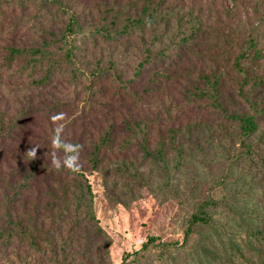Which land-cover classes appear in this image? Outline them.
Masks as SVG:
<instances>
[{"label": "rangeland", "instance_id": "obj_1", "mask_svg": "<svg viewBox=\"0 0 264 264\" xmlns=\"http://www.w3.org/2000/svg\"><path fill=\"white\" fill-rule=\"evenodd\" d=\"M134 1L0 0L5 29L0 40V264H85L90 254L99 256L93 264H120L124 252L140 248L151 235L182 240L184 213L176 200H164L148 186L141 187L130 201L120 191L122 184L118 181L129 176L128 168L141 164L140 171L145 174L152 168L144 153L130 141L136 135L141 137L145 129L154 140L153 119L165 111L166 134L171 126L183 128L185 120L212 129L219 118L211 103L214 84L230 111L239 108L241 75L234 69L233 60L252 35L258 40L262 58L254 65L245 60L243 65L254 73H264V0H164L166 9L161 12L166 15L167 53L176 51L180 39L191 33L192 24L205 28V36L182 57L166 62L170 70L166 84L162 77L154 91L146 86L150 71L136 81V70L146 55L139 38L122 36L105 43L98 39L92 45L84 35L89 28L96 33L101 29L120 30L127 17L137 16L145 0H137L129 9L128 3ZM106 8L113 10L106 13ZM116 8L119 14L112 22ZM90 19L94 26H90ZM51 27L55 33L66 29L65 40L73 48L78 81L73 83L68 74L62 73L41 88L35 82L43 70L31 72L21 66L20 59L8 61L6 47L40 45L43 38H49L47 30ZM150 40L146 30L143 42ZM110 61L123 70L124 86L130 82L133 93L144 88L142 99L122 95L111 77L91 73L108 66ZM258 90L256 96L263 98L264 87ZM55 103L60 107L55 108ZM125 120L136 128L135 133L118 131L127 127ZM112 124L118 132L109 135L113 140L111 149L99 154L101 161L97 164L96 147ZM56 137L69 147L54 150L52 140ZM35 146H39L36 158L29 159L27 151ZM52 156L62 164L64 159L78 157V172L92 192L81 206L89 210L91 205L94 222L108 235L97 240L98 246L96 242L93 248L85 246L83 236L76 246L72 236L73 209L64 213L65 217L57 215L53 208L55 200L48 189L60 194L61 188L71 187L74 177L67 167L56 169ZM169 156L173 164L174 157ZM223 164L212 160L211 174H219ZM105 173L109 181L118 182L113 200L107 196L110 183ZM30 175L34 178L29 181ZM86 211L81 210L85 220ZM91 223L92 220L86 225Z\"/></svg>", "mask_w": 264, "mask_h": 264}, {"label": "trees", "instance_id": "obj_2", "mask_svg": "<svg viewBox=\"0 0 264 264\" xmlns=\"http://www.w3.org/2000/svg\"><path fill=\"white\" fill-rule=\"evenodd\" d=\"M136 2L137 0L129 2V9L135 7ZM162 9H166L164 0H159L158 3L145 0L137 16L127 17L120 30L101 29L96 33L93 28H89L84 34L92 45L98 39L105 43L118 41L122 36L139 38L146 55L136 70V81L150 71L146 86H151L153 91L161 83L162 77L164 85L166 84V75L170 72L166 68V62L182 57L185 50L195 47L205 36V28L192 24L191 33L180 39L176 51L173 54L167 53L166 15L162 14ZM105 10L106 13H111L113 9ZM113 12L112 22L119 14L117 8ZM89 24L94 26L91 19ZM62 25L60 24V28ZM159 27L162 28L160 33ZM65 30L59 29L55 33L51 27L47 30L49 38H43L40 45L27 48L7 46L8 61L20 59L21 66L31 72L35 69L43 70V74L35 82L40 83L41 88L47 85L44 82L50 83L53 77L62 73L68 74L70 81L76 83L78 69L73 62V48L65 40ZM146 30L149 32L150 42H143ZM3 31L5 29L0 8V40ZM259 58H262L261 48L258 47V40L251 35L233 60L234 69L241 75L237 90L239 108L230 111L221 98L217 84H214L211 103L217 109L219 118L212 129L203 128L199 122L193 126L190 120H185L183 128L171 126L166 134L165 111L163 115L159 113L153 119V125L156 126L154 140L151 138L152 133L145 129L141 137L136 135L130 141L144 153L152 168L148 174L140 171L141 164L128 168L126 174L129 176L118 181L122 184L120 191L130 201L138 195L141 187L148 186L164 200H176L180 211L184 213L183 237L178 242L151 235L142 242L140 248L124 252L120 264H264V97L256 96L258 88L264 87V73H254L248 66L250 63L254 65ZM245 60H248L247 66L243 65ZM122 71L110 61L108 66L98 67L91 73L96 77H111L122 95L142 99L144 88L133 93L130 82L127 81L124 86ZM135 82H131V85ZM60 105L55 103L53 106L56 108ZM126 123L125 120L124 124ZM126 125L127 127L122 126L118 131L136 132L133 125ZM118 131L115 124H112L110 131L100 140L94 154L97 164L101 161L99 154L111 149L113 140L109 135ZM169 154L174 157L173 164ZM216 159L222 161L224 167L214 176L210 168L212 160ZM199 168L203 169L202 173L197 172L200 171ZM70 171L74 177L71 187L61 188L60 194L50 188L48 194L54 197L53 208L57 215L66 217L67 212L73 209L71 217L75 223L72 228L75 229L72 234L74 244L77 246L83 236L85 246L93 248L95 242L99 245L97 240L100 237L108 238V235L94 222L96 220L91 205L89 210L88 206H81L85 196L92 194L90 186L86 182L84 184L78 170ZM182 171L186 175H180ZM32 178L34 176L30 175L28 180ZM104 178L110 183L107 196L113 200L119 190V186L115 185L118 182L114 179L109 181L108 173H105ZM82 209H87L86 220L81 218ZM91 220L93 224L89 227L86 224ZM28 240L34 243L32 239ZM98 257L90 254L89 261L85 264H93Z\"/></svg>", "mask_w": 264, "mask_h": 264}, {"label": "clouds", "instance_id": "obj_3", "mask_svg": "<svg viewBox=\"0 0 264 264\" xmlns=\"http://www.w3.org/2000/svg\"><path fill=\"white\" fill-rule=\"evenodd\" d=\"M39 146H35L33 148H31L30 150L27 151V155L29 157V159H34L36 158V148H38ZM68 148V145L62 144V142L59 140L58 137L53 138L52 140V148L54 150H59L61 148ZM80 147V146H79ZM78 157H69L67 159L63 160V164L61 163L60 159L56 158L55 156H52V164L56 169L61 168L62 166L67 167L68 169L72 170V171H76L79 168V165L77 163Z\"/></svg>", "mask_w": 264, "mask_h": 264}]
</instances>
